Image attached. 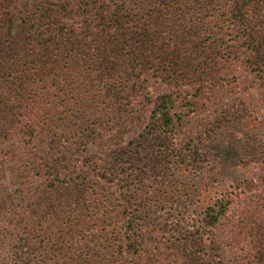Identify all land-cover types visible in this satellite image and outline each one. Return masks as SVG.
I'll use <instances>...</instances> for the list:
<instances>
[{
  "label": "trees",
  "instance_id": "16d2710c",
  "mask_svg": "<svg viewBox=\"0 0 264 264\" xmlns=\"http://www.w3.org/2000/svg\"><path fill=\"white\" fill-rule=\"evenodd\" d=\"M13 1L0 0V145L18 138L26 153L19 188L0 196L1 247L16 244L20 264H225L217 230L238 199L264 195V168L204 198L189 173L230 116L215 93L227 63L264 64V0H36L20 30ZM150 70L192 87L184 110L151 94ZM231 100L236 117L252 111ZM95 141L117 147L88 154ZM35 174L47 176L30 185ZM260 228L252 218L238 233Z\"/></svg>",
  "mask_w": 264,
  "mask_h": 264
},
{
  "label": "rangeland",
  "instance_id": "374dc122",
  "mask_svg": "<svg viewBox=\"0 0 264 264\" xmlns=\"http://www.w3.org/2000/svg\"><path fill=\"white\" fill-rule=\"evenodd\" d=\"M61 3L70 2V0H57ZM36 0H14L12 4V14L15 19L16 29L20 30L23 26V20L26 19L35 9ZM75 6L72 1L70 7ZM228 23V22H227ZM261 30L263 25L259 27ZM229 33V32H228ZM261 41H264V31H262ZM233 35L227 34L226 40H231ZM242 51V50H241ZM247 53H242L240 58L227 63L223 75V88L215 89L225 97L224 110L229 111L227 119L220 121L221 126L216 129L221 134L219 138H212L204 147L201 158V168L197 172L191 174V184L199 193L200 198L207 195V189L214 183L220 182L226 184L230 188L235 184V180H241L237 170L264 168V64L256 61ZM250 54V53H248ZM250 56L251 58H247ZM264 60V51L262 53ZM148 89L153 96L167 93H173L176 101V111L181 112L183 104L190 99L192 87L187 84L180 86L170 85L159 78L153 70L147 74ZM225 94V95H224ZM238 98L239 107L252 109L250 114L244 119L236 117L233 113L237 110L232 107L234 104L231 99ZM209 110L217 108L216 103L209 104ZM150 110L145 113V120L148 121ZM213 116L215 113L213 112ZM197 124L204 121L194 118ZM146 124V123H145ZM136 134L131 133L125 137V140L132 139ZM117 145L115 142L95 141L88 145V154H96L98 156H107ZM21 153H26V149L19 148V140L12 139L0 145V170L5 169L4 179L0 185V196L9 195L16 192L23 178H14L12 176L13 169L16 167L15 158ZM46 174L33 175L28 179L30 185H38L42 183ZM264 196L262 191H249L241 199H238L234 205L233 212L230 217H226L220 224L217 235L219 243L225 259V264H235V253L232 249L235 236L240 240L238 248L254 249L238 252L237 254L242 264H264V207L259 200V196ZM199 199L198 197L193 200ZM260 206V207H259ZM257 210V212H252ZM258 210L260 212H258ZM258 219L260 229L254 236L250 233H238V227L246 226L249 220ZM238 233V235H237ZM243 240V244H242ZM16 244L6 245L5 248L0 244V264H20V259L14 252Z\"/></svg>",
  "mask_w": 264,
  "mask_h": 264
}]
</instances>
